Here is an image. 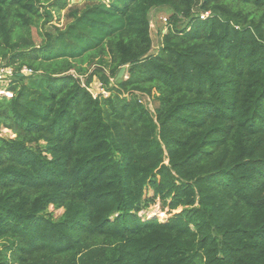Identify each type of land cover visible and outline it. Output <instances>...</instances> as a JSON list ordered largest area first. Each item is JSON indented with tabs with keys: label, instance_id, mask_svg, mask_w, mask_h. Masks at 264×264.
I'll list each match as a JSON object with an SVG mask.
<instances>
[{
	"label": "trees",
	"instance_id": "trees-1",
	"mask_svg": "<svg viewBox=\"0 0 264 264\" xmlns=\"http://www.w3.org/2000/svg\"><path fill=\"white\" fill-rule=\"evenodd\" d=\"M69 2L0 0V264H264V0Z\"/></svg>",
	"mask_w": 264,
	"mask_h": 264
},
{
	"label": "rangeland",
	"instance_id": "rangeland-1",
	"mask_svg": "<svg viewBox=\"0 0 264 264\" xmlns=\"http://www.w3.org/2000/svg\"><path fill=\"white\" fill-rule=\"evenodd\" d=\"M68 1H70L69 2L70 5H75V4L82 5L84 3V0H68ZM168 15H169V11L167 8L155 9L150 14V23H151L150 35L152 39V52L153 53L156 52L158 46H160L161 31L165 30L168 27L167 22H163V18L167 19ZM65 23H66V20L64 17V12L60 13L59 15L56 13L52 24L60 26L61 24L63 25ZM33 34H34V37L36 38L35 29L33 30ZM92 70H93V67L89 66V72ZM82 81H84L83 76H82ZM9 84H10V79H6V77L0 76V95L2 94L7 97H10L11 94L6 90ZM100 90H101V87L98 81L95 80L90 87V91L91 93L94 94V96H96L97 93L100 92ZM107 95L108 93L106 92V96ZM141 101L149 109L150 112L153 111L152 109L153 107L149 99L142 98ZM0 136L13 138V135H11V133L6 129H1ZM147 196L149 197L151 196L150 191H147ZM49 211L51 212L54 211L53 214L55 217H58L62 213L61 209L54 210L52 207H49ZM180 211H181V208L175 211H172V212H168V209L167 208L163 209L159 201L157 200L154 205H151L147 210L140 212L138 215L143 220H151L155 218L159 222L165 223L172 215L179 213Z\"/></svg>",
	"mask_w": 264,
	"mask_h": 264
},
{
	"label": "built area",
	"instance_id": "built-area-1",
	"mask_svg": "<svg viewBox=\"0 0 264 264\" xmlns=\"http://www.w3.org/2000/svg\"><path fill=\"white\" fill-rule=\"evenodd\" d=\"M163 22H167V19L166 18H163ZM150 26H151V23H150ZM166 31V29L165 30H163L162 31V33H164ZM21 72H30V71H28V70H26L25 68L21 71ZM12 75H13V71H12V69L11 68H5V67H3V66H0V76H2V77H6V79H10L11 77H12ZM95 81V80H94ZM93 81V82H94ZM92 82V83H93ZM92 83L86 88L87 89V91L95 98L97 95H102V96H106V92L104 91V89L102 88V86L100 85V87H101V90H100V92H98L97 93V95L96 96H94V94L93 93H91V91H90V87H91V85H92ZM82 86H84V83H83V81H82ZM142 102V101H141ZM144 104V103H143Z\"/></svg>",
	"mask_w": 264,
	"mask_h": 264
},
{
	"label": "water",
	"instance_id": "water-1",
	"mask_svg": "<svg viewBox=\"0 0 264 264\" xmlns=\"http://www.w3.org/2000/svg\"><path fill=\"white\" fill-rule=\"evenodd\" d=\"M125 67H122L121 68V70L119 71V73H118V76H117V79H120V78H122V76H123V74H124V72H125ZM28 74H30V72H21V74H19V76H22V75H28Z\"/></svg>",
	"mask_w": 264,
	"mask_h": 264
}]
</instances>
